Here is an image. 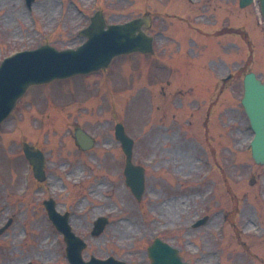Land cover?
<instances>
[{
    "label": "rangeland",
    "instance_id": "rangeland-1",
    "mask_svg": "<svg viewBox=\"0 0 264 264\" xmlns=\"http://www.w3.org/2000/svg\"><path fill=\"white\" fill-rule=\"evenodd\" d=\"M163 1L158 9L186 19L174 25L159 23L175 39L176 55L170 58L171 68L165 77L173 86L175 81H183L191 91L180 99L176 94L161 96L159 82L145 73L144 62L135 55L129 65L114 64L112 72L109 69L101 75L36 87L0 126V223L14 213L12 222L0 233V264H66L62 238L48 223L42 205L48 196L59 199V209L70 205L71 223L90 243L87 254L121 256L128 250L129 256H141L147 241L132 243L133 235L164 224L187 223L195 214H208L203 226L176 233V237L166 235L181 248L184 259L195 264H264V164L254 163L249 151H241V147L246 150L251 137V131L244 128L241 90L231 81L228 93L226 88L218 89V101H213L218 73L231 68L238 59L237 50L246 56L248 48L237 38L236 29L235 33L214 32L228 24L248 26L251 34L255 31L258 44L253 55L258 62L252 59L251 64L264 73V26L258 24L255 5L242 13L236 10L237 1L209 0V26H205V20L194 19L195 11L183 0ZM48 3L56 6L50 16L44 11ZM64 3V24L49 39L58 47L80 41L71 30L81 22L80 9L90 5L89 0ZM155 3L98 0L97 7L105 11L108 20L116 21L146 10L158 17ZM58 4L59 0H38L28 11L23 0H0V6L5 7L0 12V58L13 48L35 46L60 11ZM215 8L219 17L226 18H218ZM150 60L155 63L159 59ZM208 98L216 104L205 120ZM194 102L205 109L190 112L197 110L191 107ZM182 105L183 111L179 109ZM117 121L135 140L134 161L146 166V189L140 202L123 184L124 156L113 132ZM204 121L206 126H202ZM76 125L97 136L93 148L81 152L74 145ZM22 140L44 151L48 171L43 187L35 189L33 178L29 193L24 195L18 193L28 163L21 151ZM208 167L209 177L198 183V175ZM62 188H68L67 193H61ZM110 209L116 210L110 223L102 234L92 236L93 220ZM226 211L229 222L221 231ZM244 231L256 235L245 238Z\"/></svg>",
    "mask_w": 264,
    "mask_h": 264
},
{
    "label": "water",
    "instance_id": "water-1",
    "mask_svg": "<svg viewBox=\"0 0 264 264\" xmlns=\"http://www.w3.org/2000/svg\"><path fill=\"white\" fill-rule=\"evenodd\" d=\"M131 34L134 35V33H131ZM130 41L133 42V39L130 38ZM136 46H137V47H136L135 49H132V50H136V49H138V50H144L145 44H143V45H141V46H139V45L136 44ZM132 50H131V51H132ZM86 51H89V48H87ZM95 51H96L97 54L94 55V56H92V58H93L94 60H100V59H103V54H102L100 48L97 47V48L95 49ZM112 54H113V52L110 53V56H112ZM102 63H103V61L100 62L99 64H97V65H96L97 68L100 67V66H102V65H104V63H103V64H102ZM7 66L12 70V71H8V68H7V73H9V74H14V73H15L14 68H15L16 66L13 65V64H10V63H7ZM79 67H80L79 65L70 66V67H68L66 70H69V71H70V70H74V69L79 68ZM89 67H91V66H90V65H85V66H83L82 68L85 69V68H89ZM5 70H6V68H5ZM2 73H3V72H2ZM29 81H31V80H26V81L24 82V84H26L24 88H26L27 85L30 83ZM31 82H33V81H31ZM18 93H19V92H18ZM18 93H17V94H18ZM25 152H26L27 156L29 157V159L34 163L36 160L33 159V156L35 155V154H34V150H33V148H31V147H29V146H25ZM125 152H126V154H127V165H126V170H125V172H126L127 177H128V182H129L130 186L132 187L134 193L139 197L140 194H141L142 187H143V184H142V176H137V174H136V176H133L132 178H131L130 176H132V173H133V174L136 173V171H134V170H139V171H141V169H140V168L138 169V168H136V167H134V166L131 165V163H130V153H131V152H130L129 147H128L127 149H125ZM258 154H260V152H258L257 155H258ZM258 157H259V160H263V159H264L262 155H260V156H258ZM37 161H38V159H37ZM36 167H37V169H40V168H41V164H40L39 166H36ZM136 179L139 181V186H140V188L138 187V189H137V187H136V185H135V182H134ZM102 227H103V221H99V222H97V223H96V228H95V230H94V233H98V232L102 229Z\"/></svg>",
    "mask_w": 264,
    "mask_h": 264
},
{
    "label": "bare ground",
    "instance_id": "bare-ground-1",
    "mask_svg": "<svg viewBox=\"0 0 264 264\" xmlns=\"http://www.w3.org/2000/svg\"><path fill=\"white\" fill-rule=\"evenodd\" d=\"M46 6L49 7V8H51V10H53V8L55 7V6H52L51 4H48Z\"/></svg>",
    "mask_w": 264,
    "mask_h": 264
},
{
    "label": "flooded vegetation",
    "instance_id": "flooded-vegetation-1",
    "mask_svg": "<svg viewBox=\"0 0 264 264\" xmlns=\"http://www.w3.org/2000/svg\"><path fill=\"white\" fill-rule=\"evenodd\" d=\"M165 50V48H163V51Z\"/></svg>",
    "mask_w": 264,
    "mask_h": 264
}]
</instances>
